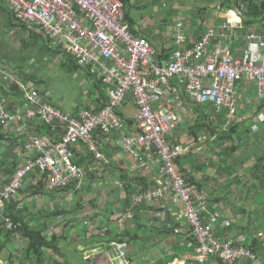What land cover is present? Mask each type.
<instances>
[{
  "label": "crops",
  "instance_id": "crops-1",
  "mask_svg": "<svg viewBox=\"0 0 264 264\" xmlns=\"http://www.w3.org/2000/svg\"><path fill=\"white\" fill-rule=\"evenodd\" d=\"M128 1L132 20L127 21L133 33L145 37L157 49L162 65L171 60L177 49L174 41L178 17L184 22L185 47H189L201 39L211 24L210 18H218L219 23L227 21L234 10L242 16L234 0H189L191 10L178 12L175 10L179 7L175 6L174 11L166 10L168 17L176 13L170 31L157 26L151 14L147 17L144 12L151 10L149 2L165 6L160 0ZM202 9H205L204 16ZM257 26L264 29V21L254 24ZM228 45L236 56L245 44L238 39ZM0 70L15 79L10 83L0 72V101L6 100L10 111L31 107L25 95L30 93L42 95L52 106L71 115L81 110L98 112L108 102L107 87L96 75L78 67L64 49L54 47L43 30L19 22L11 7L1 2ZM165 92L164 101L156 108L165 112L169 121L175 117L180 120L169 143L184 148L185 155L179 161L181 172L186 182L207 198L204 222L220 213L216 236L234 246L246 244L257 259L262 260L264 124L257 121L256 114L264 112V107L258 111L264 101L256 98L255 84L245 80L236 85L239 109L236 119L230 121L225 117L226 112L217 114L209 105L193 104L176 81L171 82ZM136 112L129 99L121 114L132 119ZM212 115L216 119H212ZM215 122L221 126L216 127ZM236 124L239 125L237 133L223 139ZM212 129H217L218 134H213ZM0 134L3 133L0 131ZM4 135L0 140V172L9 158L15 161L17 169L24 165L27 159L24 145L30 137L38 135L56 141L62 132H49L37 121L23 125L21 131L12 128ZM94 138V151L82 144L73 146L76 164L85 169L82 181L63 191L51 192L45 182L40 186V178L28 177V185L23 186L13 200L18 202V209L28 210L26 221L48 238L58 235L55 231L60 221H66V226L70 223L64 234L58 235L64 237L60 243L63 257L47 251L46 264H121L113 243L126 250L128 264H195L193 240L177 202L170 195L150 203L136 201L139 193L158 187L163 179L160 165L150 157L140 160L125 153L121 135L116 131L95 132ZM1 180L0 188L7 184L8 177ZM102 190H108L110 197L100 210L105 209L98 212L95 198ZM30 195L44 199L38 200V206L33 205ZM57 210L63 214L56 216ZM25 246L24 239L16 235L1 254L0 264H28L22 255ZM208 264L226 263L217 256ZM235 264L256 263L242 257Z\"/></svg>",
  "mask_w": 264,
  "mask_h": 264
},
{
  "label": "built area",
  "instance_id": "built-area-1",
  "mask_svg": "<svg viewBox=\"0 0 264 264\" xmlns=\"http://www.w3.org/2000/svg\"><path fill=\"white\" fill-rule=\"evenodd\" d=\"M8 4L15 18L44 31L54 47L64 49L78 67L89 69L107 87V105L98 112L81 110L71 115L60 110L37 93L25 94L29 108L10 111L6 100L0 101V128L4 132L29 122H39L49 132H62L58 140L38 135L24 145L27 159L10 181L0 188V222L9 229L13 224L4 216L7 202L15 198L26 179L36 172L51 192L63 191L85 177V169L75 162L73 146L82 144L96 149L95 132H118L125 153L134 158H152L160 165L163 179L153 190L139 193L136 201L153 202L170 195L180 208L193 240L195 264H208L220 257L226 264H235L248 257L264 264L244 243L234 246L216 236L215 226L221 219L216 213L208 222L207 198L188 184L179 161L185 155L181 146L169 143V137L180 123L169 121L165 112L156 108L165 99V88L176 81L195 105H209L217 114L226 112V119L237 117L239 103L236 85L250 80L256 87V98L264 101V29L245 27L239 12L220 23L210 18L201 39L186 46L184 22L177 18V49L171 60L162 65L157 49L145 38L136 36L127 21V9L121 0H0ZM232 19V20H230ZM210 23V20H209ZM242 39L244 47L235 56L228 45ZM5 79H15L0 70ZM131 99L136 107L132 119L122 116L124 104ZM170 108V105H167ZM264 124V112L256 114ZM110 197L108 190L96 195L97 211ZM100 210V211H99ZM121 264L126 250L112 244Z\"/></svg>",
  "mask_w": 264,
  "mask_h": 264
},
{
  "label": "trees",
  "instance_id": "trees-1",
  "mask_svg": "<svg viewBox=\"0 0 264 264\" xmlns=\"http://www.w3.org/2000/svg\"><path fill=\"white\" fill-rule=\"evenodd\" d=\"M125 3L127 9V20L131 22L132 17L130 16L131 7L129 6L128 0H121ZM230 1V0H228ZM236 3V7L240 10L245 27L249 28L254 26V24H261L264 21V0H234ZM239 3V4H238ZM202 15L205 14V9L200 10ZM264 106L259 107L258 111L262 109ZM221 124H223V120H220ZM206 125V123H205ZM239 125L236 124L230 128V130L226 133L227 137H219L223 139L232 138L235 133H237ZM0 131L3 134H0V140L4 139L6 135H4V131L0 128ZM56 133L61 134V132L56 131ZM213 134H218L217 129H212ZM12 145V143H11ZM9 162L7 166L1 171L4 172L5 177H8L7 183L10 179L15 175L17 170L15 161L7 159ZM80 165V164H79ZM4 177V176H3ZM29 177L40 178L38 172L31 174ZM124 178V177H122ZM42 181L40 182V186L42 187V183L45 180V176L40 178ZM144 182V181H142ZM189 183V181H187ZM28 183H24V186H27ZM127 186V185H126ZM23 189H21L22 191ZM35 194V192H33ZM16 198V197H15ZM13 198L10 202L6 203L4 209L5 218L9 219L13 224V228L9 229L5 222L0 223V257L1 254L8 249L9 245L12 244V241L16 235H20L22 239L26 242V246L22 251V255L24 257V262L28 264H46L45 253L47 251L52 252L55 255L63 257V253L61 251V241H63V236L55 235L52 238H48L43 235V233L36 227L32 226L30 223L26 221L25 216L28 214V210H20L18 209V202L13 201ZM56 216L62 215V212L58 210L55 212ZM10 264H15L11 262ZM57 264V263H55Z\"/></svg>",
  "mask_w": 264,
  "mask_h": 264
},
{
  "label": "rangeland",
  "instance_id": "rangeland-1",
  "mask_svg": "<svg viewBox=\"0 0 264 264\" xmlns=\"http://www.w3.org/2000/svg\"><path fill=\"white\" fill-rule=\"evenodd\" d=\"M160 1L163 4H165V6H160V5L154 6L153 4H150V2H149L148 3L149 4L148 6L151 7V10L149 8V10L146 9V10H144V12L146 13V16L147 17H148L149 14H151V15H149L150 18L152 20L154 19V21L156 22V25L157 26H160L164 30H170L171 31V29L173 28L174 18L176 16V13H171V16L168 17L167 14H166L167 11L168 12L174 11V6L177 7V8L179 7L178 9L175 10V11H178V12H181V10H186V9L191 10V6H190L191 4H190V1L189 0H183V1H181V0H160ZM186 4H187V6H186ZM156 7H158V8H156ZM157 9H158V11H156ZM189 15L193 16L192 14H189ZM171 17H172V19H171ZM184 17H185V13H184ZM162 19H164L163 21H161L162 23L159 22ZM153 23L154 22H151V24H153ZM241 118H242V115H241ZM212 119H216L215 116H213ZM215 123H216V127L221 126L220 123H218V122H215ZM206 134H208V133H206ZM0 175H1L0 182L2 183V180L1 179L5 177L3 171L0 172ZM37 196L40 199H44V197L41 198L40 195H37ZM30 197L32 198L31 201L34 203L33 205H37L38 206V200H40V199H38V198L36 199V197L35 196H32V195H30ZM58 221H60V220H58ZM69 226H70V223H69V225L66 226V221H63V222L60 221L59 225L56 226L57 232L55 231V233H57L58 235L59 234H64V231L66 230V227H69Z\"/></svg>",
  "mask_w": 264,
  "mask_h": 264
}]
</instances>
